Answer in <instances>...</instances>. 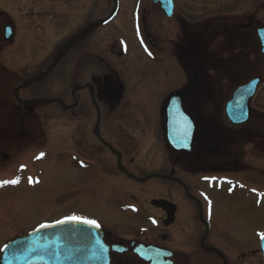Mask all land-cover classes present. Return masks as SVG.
I'll use <instances>...</instances> for the list:
<instances>
[{
	"label": "flooded vegetation",
	"instance_id": "flooded-vegetation-1",
	"mask_svg": "<svg viewBox=\"0 0 264 264\" xmlns=\"http://www.w3.org/2000/svg\"><path fill=\"white\" fill-rule=\"evenodd\" d=\"M115 1V14L107 22L79 35L93 22L108 16ZM115 1L0 0V55L11 56V60L4 58L6 63L25 54H39L51 56L43 69L54 63L49 74L59 67L71 72L79 69H95L97 72L81 83L73 79L74 85L64 95L60 88L63 82L61 74L55 79L59 90L53 96H35L34 86L43 84L44 78L20 88L17 96L15 89L23 81L16 84L10 96V101L15 105L8 103L6 107L7 117L10 119L11 112L15 111L18 120H12L8 127H2L0 123V167L12 165L18 172L26 161H41L52 155L76 168L80 177L89 179L93 173H97L101 180L105 177V169L95 167H104L108 160H112L121 176L137 182L135 180L140 176L141 167L131 154L139 146L134 132L148 128L153 135L152 140L160 145L159 151L166 164L172 161L187 169L195 165L203 169L201 173L210 170L223 173L229 167L242 171L237 168L241 154L235 156V153L227 150L231 132L225 135L219 127L212 128L204 123L212 116L221 118V107L219 111H207L205 105L207 102H226L229 98L225 97L231 92H227L225 87L232 85L229 83L244 68L262 70L255 76L258 75L264 82L263 45L258 34L264 30V0H171V15H167L157 0ZM67 9L71 10H68L70 15H67ZM79 21L86 25L79 28L73 25L75 32L68 35L62 33L63 28L58 24L76 25ZM63 50L65 53L57 59ZM37 59L38 62L28 61L22 67L45 66V57ZM10 66L3 65V68ZM11 73L12 77L17 78L13 70ZM216 87L219 90L213 94L212 90ZM23 92L26 95H21ZM180 92L185 94L183 109L193 119L196 128L190 153L174 152L166 145L164 136H160V132L163 134L166 100L171 94ZM258 111L264 116V110ZM66 113L72 121L76 118V126L69 133L72 143L64 148L58 143L55 150H50L54 145L48 143L44 128L34 126V123L33 126H26L36 117L39 123L47 114L61 118ZM156 114L158 124L154 120ZM80 121L82 125L77 123ZM127 121H130V126H126ZM209 135L214 140L208 138ZM13 144L20 147L18 153L10 147ZM20 151H23L22 154ZM41 153L44 154L42 157ZM212 154L215 157L213 161L210 159ZM22 158L25 161H21ZM118 164L123 169L119 170ZM12 176L27 187L41 182L32 173H14ZM171 177L179 179L174 174ZM204 177L202 174L200 179ZM29 178L31 185H27ZM179 180L184 184L182 179ZM169 181L184 188L174 179ZM183 192L190 198L185 189ZM197 197L191 200L196 204L194 208L199 211L198 215L197 212L195 218L192 212L189 215L192 222L194 219L195 223L202 224L200 213L204 200L200 192ZM149 201L154 205L151 206L153 210L162 212L160 220H156L157 226L161 227L150 243H144L159 245L162 237H166L165 241L169 239L167 229L177 220L178 206L164 199ZM203 234L197 243L199 248H202ZM131 240H134L132 235L129 239H123L104 229L105 243L129 246ZM169 250L172 252L169 259L172 264H191L193 261L192 251ZM124 257L134 263H142L128 251L111 253L110 263L128 264Z\"/></svg>",
	"mask_w": 264,
	"mask_h": 264
},
{
	"label": "rangeland",
	"instance_id": "rangeland-1",
	"mask_svg": "<svg viewBox=\"0 0 264 264\" xmlns=\"http://www.w3.org/2000/svg\"><path fill=\"white\" fill-rule=\"evenodd\" d=\"M68 10H71H66L67 15H70L71 12H68ZM58 24L63 28L62 33L67 35L75 32L73 25L78 28L83 24L86 25L81 21L76 22V25L64 22ZM43 57L46 58L43 67L37 68L36 65L22 67L23 63L28 61L38 62L37 58L43 59ZM0 58V123L2 127H8L11 125L12 120L14 122L18 120V117H15V111L11 112L10 119L7 117L8 109L6 105L8 103L13 104L10 101V96L13 93L12 89L19 82L40 73L47 66L46 64H48L51 56L25 54L20 58L15 57V61L12 60L15 65L12 66L9 65L12 62L8 64L4 61V58L11 60V56L0 55ZM3 65L10 67L4 69ZM8 68H11V70ZM12 70L15 72L13 75L17 78L12 77ZM259 71L258 69L244 68L238 72L237 78L229 83V85H232L226 86L225 90L231 92L235 84L246 82ZM96 73L95 69H87L86 71L79 69L71 72L59 67L52 74H49L42 82L43 84L40 83L34 86L36 88L35 96L48 97L56 94L59 87L55 79L58 78L59 74L62 75L63 79L60 88L62 95H64L74 85L72 84L73 79L81 83ZM259 84L258 93L250 104L254 109L252 114L254 121L252 120L253 122L250 124L247 123L237 127L230 126L223 113L225 103L223 101L221 103L207 102L205 105L207 111H219L221 107V118H214L218 115L210 116L211 118H206L207 120L204 123L206 122V125L212 128L219 127L225 135L231 132L227 150L235 153V156L241 154V162L237 168H241L242 171L229 167L223 173L217 174L212 170L201 173L203 169L195 165H191L187 169L185 166L179 167L178 163L172 161L169 162L170 164H166V160H162L164 158L161 156V151H159L161 147L155 140H152L153 135L150 134V130L145 128L146 130L140 131L138 129L139 131L134 132L139 146L131 154L135 156L136 164L143 168H139L141 171L140 176L151 173V171L161 175L172 176L174 174V176L183 180L190 198L183 192L181 187L168 180L148 179L142 184L127 180L116 170L112 160H108L103 165L104 167H95V169H105V177L101 180L98 179L97 173H93L89 179L80 177L81 175L78 174L76 168L74 169L63 159L59 160L60 158L52 157V155L41 161H26L23 164L24 167L18 172L15 171V167H11L12 165L10 167H0V180H8L14 173L22 175L32 173L41 180L40 184L34 187H27L24 183L13 187L1 186L0 244L4 243L5 240L23 234L41 220L55 219L68 213L87 218L93 217L103 229L109 230L123 239H129V234H132L134 241L150 243V240L154 239L155 234L159 232L161 225L157 226L158 228L154 227L147 220L152 216L153 219L160 220L159 217L162 212L159 209L153 210L151 206L154 205H151L149 200L164 199L178 206L177 220L172 227L167 229L169 239L165 242H158V246L168 249L174 248V250L180 252L192 251L191 254L194 256L191 264H224L217 255L197 246L198 240L204 232V227L200 223H195L194 219L192 222L189 213L192 212L195 218L197 210L194 207H196V204L191 199L198 198L199 192L203 191L205 194H202V198L205 200L203 205L201 204L202 210L204 209L201 211V216L209 224L206 242L218 248L226 256L228 264H264L259 247V234L264 233V195H262V192H264V118L258 112L259 109L264 110L263 80ZM218 90V87L214 88L212 90L213 94L217 93ZM21 95H26V92L21 93ZM228 95L230 94H227L225 98L228 99ZM159 104L162 105V103ZM48 114L44 120L40 119L39 123L36 121L37 117L31 119L26 126L30 127L35 124L34 126L43 127L48 143L54 145L50 150H53L59 144H61V148L69 146V143H72L69 133L76 126V118L72 121L67 113L63 114L61 118ZM157 119L156 114L154 120L158 124ZM77 121H79V118H77ZM77 123L82 125L81 121ZM126 126H130V121L126 122ZM254 131L263 140L254 141L250 144L248 142L253 140L252 133L254 134ZM162 135L160 132L161 137ZM208 138L214 140L212 135H209ZM20 139L24 141V139ZM206 143L210 144L208 141ZM10 147L17 150V153L20 148L17 144ZM66 154L70 153L66 152ZM210 159L211 161L215 159L213 154ZM21 161H25V159L22 158ZM202 174L205 176L216 175L219 178L225 177L229 182L233 180L236 185L225 184L221 191L210 189L207 188V182H202L200 179ZM226 186L230 187L229 191L232 194L226 190ZM257 199L260 200L257 201ZM128 262V264H146L134 263L130 260ZM113 264H116L115 261H113Z\"/></svg>",
	"mask_w": 264,
	"mask_h": 264
},
{
	"label": "water",
	"instance_id": "water-1",
	"mask_svg": "<svg viewBox=\"0 0 264 264\" xmlns=\"http://www.w3.org/2000/svg\"><path fill=\"white\" fill-rule=\"evenodd\" d=\"M113 13L114 11L110 13V16ZM110 16L103 21L109 19ZM260 34L264 46V32ZM61 55L60 53L57 59ZM52 66L53 64L46 72L19 85L15 89V93L17 94L19 88L45 76ZM258 81V78H254L248 84L239 86L234 90L230 101L225 105L226 115L232 124L240 125L248 121V102L254 94ZM183 96V94H178V96L172 95L168 98L164 108L166 117L163 122L166 141L172 149L177 152H190L195 134V123L183 111L181 102ZM148 177L151 176L146 178ZM50 224H54V226L49 228L37 227L29 232L27 236L16 238L7 243V247L2 248L0 264H109V252L122 251L117 246L105 244L102 239V231L96 227L72 222L66 224H55L54 222ZM205 225L207 227L206 223ZM204 238L205 236L202 241ZM260 245L264 258V237L261 238ZM131 246L133 252L145 261H149L150 264H169L168 261L164 260V257L166 258L169 255L166 250L142 244L134 246L133 242Z\"/></svg>",
	"mask_w": 264,
	"mask_h": 264
},
{
	"label": "snow or ice",
	"instance_id": "snow-or-ice-1",
	"mask_svg": "<svg viewBox=\"0 0 264 264\" xmlns=\"http://www.w3.org/2000/svg\"><path fill=\"white\" fill-rule=\"evenodd\" d=\"M41 157L44 155L43 153L40 154ZM23 167V166H22ZM30 182H32L31 178ZM206 179H215V178H206ZM19 183V179H14V180H0V186L6 185V184H17ZM264 195V194H262ZM83 223L85 225H88L90 227H96L97 229L100 228V225L98 224V222L94 219H88L86 217H82V216H78V215H68L65 216L63 219L61 220H57L55 221V224H66V223ZM155 223V221H153ZM54 224H48V223H44L41 224L39 227L40 228H49V227H53ZM262 237H264V233L261 234ZM5 247H7V245H5Z\"/></svg>",
	"mask_w": 264,
	"mask_h": 264
},
{
	"label": "trees",
	"instance_id": "trees-1",
	"mask_svg": "<svg viewBox=\"0 0 264 264\" xmlns=\"http://www.w3.org/2000/svg\"><path fill=\"white\" fill-rule=\"evenodd\" d=\"M263 125V124H262ZM252 135H253V140H249L250 142H254V141H261V140H263V138H261V137H259V135H256V131H254V134L252 133ZM261 136V135H260Z\"/></svg>",
	"mask_w": 264,
	"mask_h": 264
}]
</instances>
